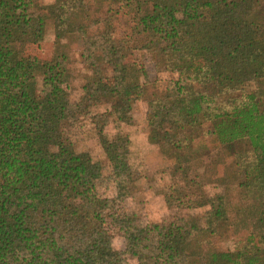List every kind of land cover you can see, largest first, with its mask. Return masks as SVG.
Masks as SVG:
<instances>
[{
	"label": "trees",
	"instance_id": "1",
	"mask_svg": "<svg viewBox=\"0 0 264 264\" xmlns=\"http://www.w3.org/2000/svg\"><path fill=\"white\" fill-rule=\"evenodd\" d=\"M260 2L93 0L99 7L92 13L82 0H58L48 9L36 0H0V264H125V255L137 264H264ZM49 20L54 53L45 60L33 48L44 41ZM67 35L76 36L80 57L97 77L75 103L60 50ZM136 50L178 75L147 99V140L174 161L179 183L165 197L168 209L204 208L200 218L132 225L129 215L118 214V198L98 195L104 182L119 187L129 172L128 137L108 139L103 129L108 118L130 125L132 104L145 95L139 80L145 72L130 58ZM102 105L103 113L91 112ZM79 116L95 127L107 176L66 134ZM237 145L253 160L240 166L245 179L231 209V187L205 195L190 168L213 147ZM237 218L248 232L241 248L218 252L196 244L197 233L225 232ZM113 227L123 252L112 248Z\"/></svg>",
	"mask_w": 264,
	"mask_h": 264
},
{
	"label": "rangeland",
	"instance_id": "2",
	"mask_svg": "<svg viewBox=\"0 0 264 264\" xmlns=\"http://www.w3.org/2000/svg\"><path fill=\"white\" fill-rule=\"evenodd\" d=\"M82 1L90 7L92 13H97L99 6H93V0ZM36 2L39 6L48 9L54 6L58 0H36ZM260 6H264V0H261ZM96 7L97 10H95ZM120 24L117 27V32L124 30L123 22ZM53 39V25L49 20L44 41L38 48H33V52L42 59H49L54 53ZM61 45L63 47L60 50L68 58V62L64 64L68 73L66 91L70 102L75 103L81 96L82 86L86 82L95 81L97 77L86 61L80 57L81 45L75 35H67L61 41ZM130 58L134 59L136 64L145 72L146 79H139L140 83L143 81L145 83V95L132 104L130 113L132 123L130 125L114 123L108 118L103 129V134L108 139L116 134H123L128 137L130 142L127 159L129 172L125 182L119 187L110 180L104 182L97 189L98 195L108 200L118 198L116 200L118 214L120 216L129 215L132 218V225L145 226L152 223L175 221L178 218L187 219L193 216L200 218L204 208L187 210L183 206L178 209H168L165 197L170 194V187L174 183H179L177 175L173 174L174 161L167 155H163L157 146L149 144L147 140L148 129L145 121L147 99L152 93L163 90L167 83L176 81L178 75L157 67L150 56L143 51H134ZM38 84H40L39 81ZM193 88L196 89L197 86L195 85ZM105 109L106 107L102 105L91 112L103 113ZM67 130L66 134L71 139L74 149L78 152H87L93 161L100 162L105 170L103 174L107 176L109 167L89 116H79L76 121L68 126ZM233 148L213 147L207 153L208 155L202 159L196 158L194 165L190 168L199 175L200 188L205 195L224 193L226 188L231 187L226 191V201L231 209L239 200L237 187L245 179L240 166L245 164L250 157L253 160L248 148L242 145L233 146ZM189 190L194 192L193 189L189 188ZM198 224L202 227L203 221L200 220ZM233 224L234 226L228 228L227 231L217 232L213 236L197 233L194 235L196 244L204 250L218 252H232L241 248L248 232L242 227L239 218L235 219ZM132 225L129 226L133 227ZM111 234L112 248L118 252H123L122 234L114 227L111 229ZM124 258L125 264H137L129 255H125Z\"/></svg>",
	"mask_w": 264,
	"mask_h": 264
}]
</instances>
